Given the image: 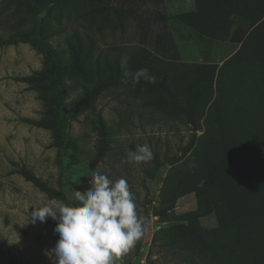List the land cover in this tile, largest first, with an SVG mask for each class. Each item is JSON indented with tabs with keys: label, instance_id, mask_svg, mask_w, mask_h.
Masks as SVG:
<instances>
[{
	"label": "rangeland",
	"instance_id": "1",
	"mask_svg": "<svg viewBox=\"0 0 264 264\" xmlns=\"http://www.w3.org/2000/svg\"><path fill=\"white\" fill-rule=\"evenodd\" d=\"M95 172L145 221L116 264H264V0H0V264H56L30 214Z\"/></svg>",
	"mask_w": 264,
	"mask_h": 264
},
{
	"label": "clouds",
	"instance_id": "2",
	"mask_svg": "<svg viewBox=\"0 0 264 264\" xmlns=\"http://www.w3.org/2000/svg\"><path fill=\"white\" fill-rule=\"evenodd\" d=\"M122 67L127 57L121 59ZM125 80L140 83L144 77L155 83V76L147 68L135 73L125 71ZM153 158L148 145L137 146L128 153L126 162L147 163ZM78 204H66L59 199H50L36 207L30 214L33 223L56 220L54 233L59 234L53 249L56 264H116L144 234L145 221L138 216L135 195L126 179H110L106 174L95 172L87 191H74Z\"/></svg>",
	"mask_w": 264,
	"mask_h": 264
},
{
	"label": "trees",
	"instance_id": "3",
	"mask_svg": "<svg viewBox=\"0 0 264 264\" xmlns=\"http://www.w3.org/2000/svg\"><path fill=\"white\" fill-rule=\"evenodd\" d=\"M45 53V56H48V54L46 53V52H44ZM161 78H160V81L159 82H162V81H164L165 79L167 80V73H161ZM56 110L58 111V113L60 114L61 113V110H60V106H57L56 107ZM189 234L190 235H198V233L196 232V231H194V230H190V232H189Z\"/></svg>",
	"mask_w": 264,
	"mask_h": 264
}]
</instances>
